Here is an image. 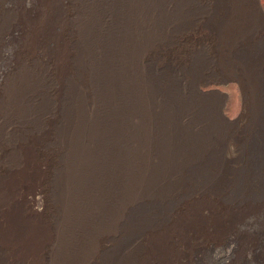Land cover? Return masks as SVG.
I'll return each instance as SVG.
<instances>
[{"label": "bare ground", "instance_id": "6f19581e", "mask_svg": "<svg viewBox=\"0 0 264 264\" xmlns=\"http://www.w3.org/2000/svg\"><path fill=\"white\" fill-rule=\"evenodd\" d=\"M176 5V0H0V217L7 205L6 180L29 156L43 166V204L35 215L48 235L35 262L15 257L10 243L0 239V264H247L244 258L232 261L239 243L261 255L253 263L263 264L264 196L253 191L258 187L250 185L252 175L243 182L251 187L244 190L249 199L240 211L236 175L207 151L209 162L199 140L188 138V146L164 164L133 162L119 141L120 106L140 83H157L158 60L168 75L176 73L170 64L181 60L192 72L200 69L171 31L186 28L175 17ZM237 31H224L228 46L240 41ZM256 52L249 48L245 63L242 52L237 66L246 67V77L234 81L246 107L262 113L264 59ZM200 85L195 84L198 94L212 91ZM197 160L208 168L196 173ZM143 201L149 212L138 221L141 227L131 225L126 239L108 240L98 232V224L105 226L122 202ZM155 201L160 208L152 209ZM240 223L248 235L257 230L238 237ZM135 239L140 240L129 249Z\"/></svg>", "mask_w": 264, "mask_h": 264}, {"label": "rangeland", "instance_id": "374dc122", "mask_svg": "<svg viewBox=\"0 0 264 264\" xmlns=\"http://www.w3.org/2000/svg\"><path fill=\"white\" fill-rule=\"evenodd\" d=\"M176 1L177 5L173 6L178 9L175 17L178 16L186 28L171 31L179 40L181 48H187L191 53V60L197 62V70L198 67L200 69L192 72V66L181 60L170 64L176 73L168 75L164 66L166 64L158 60L159 67L153 69L157 83H140L139 89L129 93L120 106L124 113L120 116L123 131L119 141L122 140L120 143H123L125 154L133 162L164 164L172 161L183 147L188 146V138L199 140L204 148L203 156L209 162L207 151L214 161L219 159L222 167L226 166L232 175H236L235 195L240 206L237 209L242 211L244 208L245 211V199L249 197L244 190L250 185L257 186L258 189L253 191L263 193L264 196V127L260 126L261 122L264 123V112L251 111L246 107L241 88L234 80L246 77V67L243 70L237 63L242 59L243 53L245 63L249 48L255 49L264 59V0ZM175 12L171 13V17ZM225 30H238L236 34L242 42L237 39L236 45L231 43L228 46ZM241 44L242 48H246L245 51L239 49ZM213 50H217L218 55H214ZM162 72L166 75L163 76ZM198 83H201V91H212L198 94L195 89V84ZM148 122L149 127L145 124ZM181 163L180 167L183 168L186 164L184 161ZM207 166L202 160H197L194 171L201 173ZM42 175L43 166L27 156L24 164L12 171L7 178L2 197L7 205L0 217V239L10 243L15 257L29 262L41 258L43 244L48 236L37 217L39 207L43 204ZM247 177L254 180L244 187L243 182L246 183ZM143 202H122V207L119 205L116 208L117 213L113 214V218L105 220V226L100 227L98 224V232L104 231L108 240L118 236L126 239L131 225L134 223L133 226H136L149 212L148 202ZM154 208H160L156 201L152 209ZM251 224L254 227L255 221ZM137 225L136 228L142 226L141 222ZM243 226L241 223L237 226L238 237L243 234L249 236L257 230L256 226L248 235L244 233L246 227ZM139 240L135 239L129 249ZM233 247L234 262L244 258L247 264H255L253 261L261 256L247 253L241 243Z\"/></svg>", "mask_w": 264, "mask_h": 264}]
</instances>
